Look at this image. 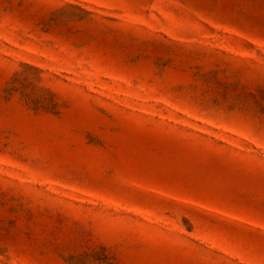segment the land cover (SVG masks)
Masks as SVG:
<instances>
[{
  "label": "rangeland",
  "instance_id": "rangeland-1",
  "mask_svg": "<svg viewBox=\"0 0 264 264\" xmlns=\"http://www.w3.org/2000/svg\"><path fill=\"white\" fill-rule=\"evenodd\" d=\"M0 264H264V0H0Z\"/></svg>",
  "mask_w": 264,
  "mask_h": 264
}]
</instances>
